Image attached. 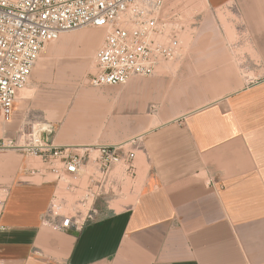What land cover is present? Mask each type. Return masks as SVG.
Wrapping results in <instances>:
<instances>
[{
    "label": "crops",
    "instance_id": "1",
    "mask_svg": "<svg viewBox=\"0 0 264 264\" xmlns=\"http://www.w3.org/2000/svg\"><path fill=\"white\" fill-rule=\"evenodd\" d=\"M205 2L226 19L210 26L202 17L198 33L212 27L215 40L189 43L194 56L181 53L170 79L136 77L126 89L134 110L143 106V87L160 107L170 90L188 102L197 98L198 106L165 111V120L158 111L162 120L136 136L134 177L121 180L118 193L97 197L77 224L63 227L50 212L61 186L46 163L36 166L22 149L0 151V184L8 193L0 264L264 263V0ZM82 48L72 46V54ZM84 48L88 71L93 48L88 41ZM23 99H16L11 121L0 122V138L16 145L29 139ZM101 101L80 90L54 143L82 151L128 137L124 115L117 110L108 119Z\"/></svg>",
    "mask_w": 264,
    "mask_h": 264
},
{
    "label": "built area",
    "instance_id": "2",
    "mask_svg": "<svg viewBox=\"0 0 264 264\" xmlns=\"http://www.w3.org/2000/svg\"><path fill=\"white\" fill-rule=\"evenodd\" d=\"M164 6L165 0H0V119L11 121L17 95L26 87L42 48L63 31L86 26L106 29L88 77L91 86L124 85L132 77L154 75L162 63L181 55V19L176 12L165 13ZM44 125L46 130L31 129L25 145L0 138V151L18 148L34 154L47 164L50 178L58 185L66 180L69 189L77 184L68 179L85 177V193L78 201L86 212L97 197L118 193L119 182L134 177L137 137L85 145L79 151L54 143L52 125ZM117 165L122 168L119 174L114 172ZM7 196L0 184V219ZM58 197L55 193L50 212L61 217L63 227L71 220L77 224L82 211L59 213Z\"/></svg>",
    "mask_w": 264,
    "mask_h": 264
},
{
    "label": "rangeland",
    "instance_id": "3",
    "mask_svg": "<svg viewBox=\"0 0 264 264\" xmlns=\"http://www.w3.org/2000/svg\"><path fill=\"white\" fill-rule=\"evenodd\" d=\"M170 11L178 13L181 19L182 28L179 32V36L183 48L181 57L184 58L194 56L192 55L194 51L189 50L188 48L189 43L203 40H215L216 35H214L212 31V27L208 28L205 34L198 33V26L202 23V17L204 15L205 19L209 20L208 24H210V26L214 24L215 19L221 22H225L226 20L222 16L221 11L217 10L216 13H214V11L212 12L208 8L205 0H165L164 12L168 13ZM214 14L218 15L219 18H214ZM85 28L98 29L100 31L99 38L96 41L94 48L86 56V59L89 60L88 71L82 69L81 66L85 54H83L84 47L87 41L76 37L72 38V35L78 32L77 29L76 31L69 30V32L63 33L60 38L53 42H48L42 48L31 71L26 87L21 90L22 94L18 93L17 95L18 99L19 94L22 96L24 95V92L27 94L28 89L30 91V93L23 96V105L27 113L26 130L23 138H29L28 134L31 133V129H34L35 131L36 129L41 128L44 124L52 125L53 133L51 137L59 127L58 133L62 136V126L69 116L71 109L74 107L80 90L83 88L92 90L96 99L103 100L101 103H104L103 106L107 108L106 117L108 119L113 113H116L117 110L121 112L120 114L124 115L126 124L131 127V133L123 141L118 142L129 141L131 138L142 134L146 129L156 125L158 121L162 120L159 118L158 111L163 110L164 112H171L179 111L182 108L188 110L198 106L199 103L197 98H192V102H188L186 98L180 99L178 96L179 93L170 90L169 92L163 91V95L166 93L167 95L164 98L161 97L160 102L162 101L166 106L164 105L163 107H160L154 97L155 93L151 94L149 93V87H143V106L138 110H134L131 103L132 92L131 90L126 91V89L128 88L127 83L132 78L136 77L129 79L126 83L127 85L103 87L89 85L88 77L90 73L94 71V55L105 37L106 29L94 26H86ZM72 46H76V48L82 46L83 48L72 54ZM180 58L162 63L154 75L137 78L147 80L160 74L161 76L170 79L179 68L181 62L179 60ZM26 88L27 90H25ZM155 106H157L158 109L156 111ZM166 112L164 113L165 115ZM167 117L168 115L164 117V120L167 119ZM0 122L8 123L2 120H0ZM27 153L31 154L33 159L37 161L36 166H42L39 157L30 152ZM118 169L119 168L115 169V173L118 172ZM68 180L77 184V187L69 189L65 185V180L59 181L61 186V188H59L60 194L57 202L59 208L56 210L65 215H73L77 210L82 211V214H84L86 212V207L79 203L78 199L85 193L84 187L86 186V178L83 177L78 181L72 179ZM126 186H129V184L127 183ZM125 201H128V199Z\"/></svg>",
    "mask_w": 264,
    "mask_h": 264
},
{
    "label": "bare ground",
    "instance_id": "4",
    "mask_svg": "<svg viewBox=\"0 0 264 264\" xmlns=\"http://www.w3.org/2000/svg\"><path fill=\"white\" fill-rule=\"evenodd\" d=\"M76 29L78 30V32H76V35L77 36H79V37H82L83 39H85L86 41H88V44H89V47L92 49V48H94V46H95V44H96V41L98 40V38H99V35H100V31L98 30V29H89V28H85V27H79V28H75V29H71L72 31H76ZM80 29V30H79ZM66 32H69V30H67V31H63V32H61L60 33V35H59V37H61V35L63 34V33H66ZM58 37V38H59ZM57 38V39H58ZM56 39V40H57ZM55 41V40H54ZM51 42H53V41H51ZM47 44V43H46ZM162 65V64H161ZM29 88V87H28ZM25 90H27V88L25 89ZM30 90H31V88H30ZM23 92V91H22ZM27 92V91H26ZM19 93H21V90L19 91ZM28 93H30V91H29V89H28V92H27V94ZM22 94V93H21ZM24 95L26 94L25 92L23 93ZM26 94V95H27ZM24 95H20L19 94V97L21 96V97H23ZM26 97V96H25ZM40 127V126H39ZM46 130L47 129V126L46 125H43V126H41V128H39V129H36V131H38V130ZM38 134V133H37ZM37 137H38V135H37ZM82 144V143H81ZM65 183L67 184V182H66V180H65ZM65 184V185H66Z\"/></svg>",
    "mask_w": 264,
    "mask_h": 264
}]
</instances>
